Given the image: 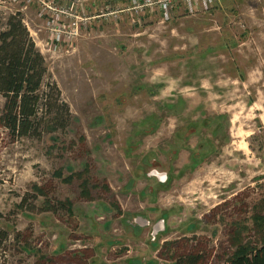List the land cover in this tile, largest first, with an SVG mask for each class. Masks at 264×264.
<instances>
[{
  "label": "rangeland",
  "instance_id": "374dc122",
  "mask_svg": "<svg viewBox=\"0 0 264 264\" xmlns=\"http://www.w3.org/2000/svg\"><path fill=\"white\" fill-rule=\"evenodd\" d=\"M19 9L0 1V31ZM22 17L71 119L53 129L42 99L28 136L0 121V264H224L264 244V0L104 16L69 51Z\"/></svg>",
  "mask_w": 264,
  "mask_h": 264
},
{
  "label": "trees",
  "instance_id": "16d2710c",
  "mask_svg": "<svg viewBox=\"0 0 264 264\" xmlns=\"http://www.w3.org/2000/svg\"><path fill=\"white\" fill-rule=\"evenodd\" d=\"M46 76V60L36 48L22 15H10L0 31V95L6 99L0 121L12 134H30L39 119L42 99H55L45 104L52 128L67 127L70 108L61 100L56 85H51L47 93L43 91ZM0 237L4 241L8 236L0 233ZM210 257L211 252L199 249L179 257L175 264H209ZM224 264H264V244L240 245Z\"/></svg>",
  "mask_w": 264,
  "mask_h": 264
},
{
  "label": "built area",
  "instance_id": "2783aa9c",
  "mask_svg": "<svg viewBox=\"0 0 264 264\" xmlns=\"http://www.w3.org/2000/svg\"><path fill=\"white\" fill-rule=\"evenodd\" d=\"M3 4L19 7L16 14H23L29 9H35L39 21L43 23L46 35V46L49 50L64 49L69 51L82 37L83 30L93 21L104 16L127 15L133 25H141L142 17L159 13L163 21L171 18V13L177 4H181L189 14L209 11L214 8L217 0H128L127 7L97 10V5L91 0H0ZM15 14V13H14ZM23 22L28 24L23 18Z\"/></svg>",
  "mask_w": 264,
  "mask_h": 264
},
{
  "label": "water",
  "instance_id": "95a60500",
  "mask_svg": "<svg viewBox=\"0 0 264 264\" xmlns=\"http://www.w3.org/2000/svg\"><path fill=\"white\" fill-rule=\"evenodd\" d=\"M157 175L160 176V177H164V176H161V175H159V174H157ZM136 222H137V224H138L139 226H141V227H144V225H145V221H144V219H142V218H138V219H136ZM146 224H149V222L146 221ZM163 229H164V221H160V222L154 227V229H153V235H154V236L158 235V233L162 232Z\"/></svg>",
  "mask_w": 264,
  "mask_h": 264
},
{
  "label": "crops",
  "instance_id": "0c3cea01",
  "mask_svg": "<svg viewBox=\"0 0 264 264\" xmlns=\"http://www.w3.org/2000/svg\"><path fill=\"white\" fill-rule=\"evenodd\" d=\"M141 227V226H140ZM134 229H136V227H133ZM135 237H136V235H135ZM138 238H139V236H137ZM136 237V238H137ZM125 258H126V261L124 260V264H142L141 262H140V259H134V257H131L130 255H127V256H125Z\"/></svg>",
  "mask_w": 264,
  "mask_h": 264
},
{
  "label": "flooded vegetation",
  "instance_id": "af4514ba",
  "mask_svg": "<svg viewBox=\"0 0 264 264\" xmlns=\"http://www.w3.org/2000/svg\"><path fill=\"white\" fill-rule=\"evenodd\" d=\"M134 227H136L135 225H133ZM154 228V227H153Z\"/></svg>",
  "mask_w": 264,
  "mask_h": 264
}]
</instances>
